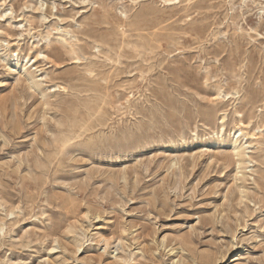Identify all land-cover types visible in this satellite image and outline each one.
I'll use <instances>...</instances> for the list:
<instances>
[{
  "label": "rangeland",
  "instance_id": "obj_1",
  "mask_svg": "<svg viewBox=\"0 0 264 264\" xmlns=\"http://www.w3.org/2000/svg\"><path fill=\"white\" fill-rule=\"evenodd\" d=\"M0 264H264V0H0Z\"/></svg>",
  "mask_w": 264,
  "mask_h": 264
},
{
  "label": "bare ground",
  "instance_id": "obj_2",
  "mask_svg": "<svg viewBox=\"0 0 264 264\" xmlns=\"http://www.w3.org/2000/svg\"><path fill=\"white\" fill-rule=\"evenodd\" d=\"M66 43V42H65ZM74 46V45H73ZM72 51V50H71ZM73 52V51H72ZM237 131H239V130H237ZM237 131H236V133H237ZM238 156V155H237ZM56 250V248H52L51 249V251H50V253H49V255H52V253H54V251Z\"/></svg>",
  "mask_w": 264,
  "mask_h": 264
}]
</instances>
